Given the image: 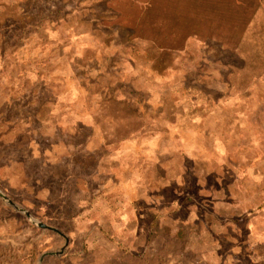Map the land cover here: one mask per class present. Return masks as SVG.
<instances>
[{"label":"rangeland","instance_id":"374dc122","mask_svg":"<svg viewBox=\"0 0 264 264\" xmlns=\"http://www.w3.org/2000/svg\"><path fill=\"white\" fill-rule=\"evenodd\" d=\"M131 52L182 114L137 156L67 112ZM0 192V264H264V0H0Z\"/></svg>","mask_w":264,"mask_h":264},{"label":"crops","instance_id":"0c3cea01","mask_svg":"<svg viewBox=\"0 0 264 264\" xmlns=\"http://www.w3.org/2000/svg\"><path fill=\"white\" fill-rule=\"evenodd\" d=\"M129 55H131L129 63L132 65L130 70L139 68L145 72L138 82V90L135 87L136 80L133 81L135 84L127 83L129 94H125L120 85L105 89L99 86L103 74L97 73L95 76H90L92 74L85 68L87 73L83 74L81 82L86 86L85 88L73 86L71 94L72 96L75 94L76 97L71 98L69 102L71 110L67 112L71 118L75 117L89 127L96 137L112 140L114 143L111 142V144L119 148L122 145L127 147L128 152L121 153H133L137 156L140 154L139 151L149 153L148 148L154 141L166 139L170 126L175 125L182 114L180 108H177L178 104L175 99L172 100V108H169L167 88L152 86L150 82L154 79L159 83H167L164 74L166 64L162 65V58L160 57L159 61L153 64L151 61L148 62L150 57L145 56L147 54L140 56L131 52ZM89 86L92 87L89 88ZM65 101L68 103V98ZM77 105L80 106L79 111L75 109ZM119 155L120 151L115 159L119 165H122L123 158ZM159 156L161 157V154ZM115 197L117 200H126L128 203L136 201L135 198H130V195H128V200L123 194Z\"/></svg>","mask_w":264,"mask_h":264},{"label":"water","instance_id":"95a60500","mask_svg":"<svg viewBox=\"0 0 264 264\" xmlns=\"http://www.w3.org/2000/svg\"><path fill=\"white\" fill-rule=\"evenodd\" d=\"M0 196H1L2 198H4L5 200H7L12 206H14V207L16 208L17 211H19V212H21V213H24L28 218H31V214H30L28 211H25V210H23V209H21V208H17V207L14 205V203L11 202L10 200H8V198H7L5 195H3L1 192H0ZM40 227H42V228H44V229H46V230H49V231L55 232V233H57V234H59V235H61V236H64L60 231H58V230H56V229H53V228H51V227H48V226H46V225H42V224H40ZM64 237H65V236H64ZM49 256L54 257V256H56V254H54V253L46 254V255L42 258L41 262H43V260H44L45 258L49 257Z\"/></svg>","mask_w":264,"mask_h":264}]
</instances>
